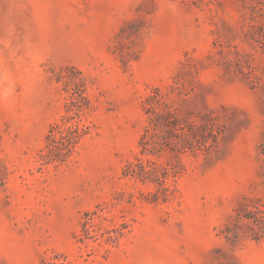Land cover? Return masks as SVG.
<instances>
[{"label": "rangeland", "instance_id": "rangeland-1", "mask_svg": "<svg viewBox=\"0 0 264 264\" xmlns=\"http://www.w3.org/2000/svg\"><path fill=\"white\" fill-rule=\"evenodd\" d=\"M0 264H264V0H0Z\"/></svg>", "mask_w": 264, "mask_h": 264}]
</instances>
